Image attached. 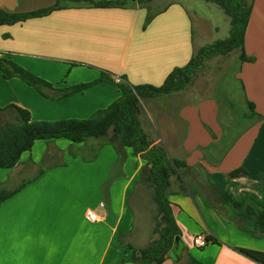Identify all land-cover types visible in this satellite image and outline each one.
<instances>
[{
  "label": "crops",
  "instance_id": "0c3cea01",
  "mask_svg": "<svg viewBox=\"0 0 264 264\" xmlns=\"http://www.w3.org/2000/svg\"><path fill=\"white\" fill-rule=\"evenodd\" d=\"M55 4L56 0H0V11L24 13ZM148 13L153 18L144 28ZM199 30L202 35L204 26ZM244 45L255 61L245 62L237 78L245 97L264 117V0L253 1ZM200 48L190 12L178 0H132L125 8L72 7L1 26L0 58L46 79L56 91L44 96L19 78L6 79L0 67V106L27 109L33 120L86 119L121 96L115 85L98 82L67 96L53 95L91 83L102 71L117 80L126 76L133 85L160 86ZM180 93L145 99L153 109L143 108L141 119L152 145L162 144L171 158L183 159L189 166L202 164L235 197L250 192L264 201V121L245 130L224 155L217 99L199 95L181 100ZM169 97L174 99L170 110L154 105ZM69 143L39 140L14 168H0V190L22 185L0 203V264H134L128 245L142 248L153 239L151 213L145 214L149 221L135 225L148 199L138 190L145 164L141 157L127 148L122 165L115 167L119 155L113 145H102L96 159L87 161L81 154L71 156ZM53 146L63 152L61 162H54ZM240 167L248 174L227 177ZM113 171L116 178L103 191ZM174 178L169 200L177 205L174 214L184 248L178 249V258L172 256L162 264H189L188 254L201 264H263L239 249L264 252V237L239 229L230 212H223L227 207L221 205V211L215 207L202 189L212 191L208 183L190 179L196 191L193 199L181 192ZM90 210L100 217L98 221L87 218ZM198 235H211L217 242L199 248L194 244Z\"/></svg>",
  "mask_w": 264,
  "mask_h": 264
},
{
  "label": "trees",
  "instance_id": "16d2710c",
  "mask_svg": "<svg viewBox=\"0 0 264 264\" xmlns=\"http://www.w3.org/2000/svg\"><path fill=\"white\" fill-rule=\"evenodd\" d=\"M204 1L217 4L230 18V34L227 38L201 47L185 66L175 68L162 85H133L126 76H120L117 80L110 72L102 71L101 76L91 83L75 85L64 90L60 95H53L54 97L67 96L98 82L115 85L121 92V96L107 108L98 110L86 119L33 120L27 109L17 105L0 106V168H14L20 162L22 155L30 152L39 140L66 139L70 142L67 152L74 157L81 154L87 161L96 159L102 145L111 144L119 155L115 167L122 165L127 148L132 150L133 155L141 157L145 162L140 171L141 180L153 189V200L157 205L159 219L153 229V234L157 235L156 238L142 248L128 245L132 251L130 261L134 264H162L172 256L178 258V249L184 248L181 240L182 229L174 214V207L177 205L169 200L173 177L178 179L181 192L193 199L196 191L191 187L190 179L194 178L201 183H208L214 193L215 202L228 208L231 219L239 229L255 238L264 237V201L259 196L245 192L242 198H237L208 173L202 164L189 166L183 159L171 158L165 146L152 145L141 119L142 102L145 99L185 90L193 82L200 67L214 57L226 56L239 50L237 74L245 62L255 61L254 57L246 54L244 45L254 0ZM128 3V0H56V4L51 7L31 12L0 11V27L24 23L61 9L72 7L125 8ZM152 18L153 15H149L146 22L149 23ZM0 67L6 79L19 78L44 96H49V90L56 91L52 83L10 59L1 57ZM237 80L241 85L244 105L247 107L243 120L248 124L238 134L224 137L227 128L221 123L223 133L220 141H225L224 155L245 130L264 121V117L256 112L255 104L245 97L242 81L239 78ZM220 108L219 104V110ZM5 115H10L12 120H5ZM203 125L211 137L216 140L217 136L212 129L206 124ZM78 144L82 147H78ZM247 174L248 172L240 167L228 173L227 177L233 179ZM115 178L116 174L113 171L111 178L103 185V191ZM19 188L12 191L0 190V203ZM103 199L105 205H108L109 199L104 194ZM177 237H179L178 243H176ZM206 239L208 243L217 242L216 237L211 235H206ZM239 250L264 264V252L242 248ZM188 257L189 264H201L190 254Z\"/></svg>",
  "mask_w": 264,
  "mask_h": 264
},
{
  "label": "rangeland",
  "instance_id": "374dc122",
  "mask_svg": "<svg viewBox=\"0 0 264 264\" xmlns=\"http://www.w3.org/2000/svg\"><path fill=\"white\" fill-rule=\"evenodd\" d=\"M131 4L132 0H128ZM168 0H162L166 3ZM185 8H187L192 17L195 26V43L196 45L203 47L207 44H211L216 40L227 38L230 34L231 23L230 18L223 12V10L215 3H208L204 0H178ZM158 8L153 7L152 12H157ZM154 14V13H152ZM149 15V13H148ZM149 23L144 22V26H148ZM200 26H204L205 31L201 35L199 30ZM211 27V28H210ZM238 52L235 50L226 56H216L213 59L205 62L203 66L197 71L193 82L183 91H181V100L193 96H213L215 97L221 106L219 110V116L222 124L227 128L224 132V137L230 135H236L243 130L248 124L243 120L244 114L247 112V107L244 105L243 94L241 90V85L237 80L236 68L238 64ZM174 99L166 98L164 102L156 101L157 108H162V110H170V105H172ZM166 101V102H165ZM227 101V102H226ZM147 108L149 110L153 109L152 105H149L145 100L142 102V109ZM173 115V111H171ZM5 120H12L10 115L4 116ZM157 122V121H156ZM236 124V126H235ZM223 141V145H224ZM51 153L56 154V160L54 162H61L63 157V152L54 148ZM174 181L176 179L174 178ZM145 182H142V186H139L138 190L144 191L148 195V199L144 201L142 213L138 212L136 217V227H139L141 222L147 220L149 221V216L147 213H151L152 223L155 226L158 221V209L157 205L153 200V189L146 186ZM207 197L211 200L212 204L219 208L221 211V205L215 202V196L213 191L203 186ZM135 201V200H134ZM147 210V211H146ZM228 212L223 207V212ZM230 212V211H229ZM143 214V215H142ZM146 214V215H145ZM141 227V226H140ZM147 226H144L143 234L148 238ZM154 229V227H153ZM142 234V235H143ZM156 238L157 235H152ZM146 238V239H147ZM182 256V254H180ZM182 258V257H181Z\"/></svg>",
  "mask_w": 264,
  "mask_h": 264
},
{
  "label": "built area",
  "instance_id": "2783aa9c",
  "mask_svg": "<svg viewBox=\"0 0 264 264\" xmlns=\"http://www.w3.org/2000/svg\"><path fill=\"white\" fill-rule=\"evenodd\" d=\"M86 216H87V218L90 221H93V222L98 221L100 219V217L95 212H93L91 210L90 211H87ZM194 244L197 247H199V248H204L208 244V241L206 239V236H204V235H198L194 239Z\"/></svg>",
  "mask_w": 264,
  "mask_h": 264
},
{
  "label": "water",
  "instance_id": "95a60500",
  "mask_svg": "<svg viewBox=\"0 0 264 264\" xmlns=\"http://www.w3.org/2000/svg\"><path fill=\"white\" fill-rule=\"evenodd\" d=\"M178 241H179V237L176 238V243H178Z\"/></svg>",
  "mask_w": 264,
  "mask_h": 264
}]
</instances>
